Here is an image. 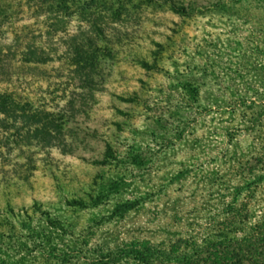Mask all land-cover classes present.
I'll return each mask as SVG.
<instances>
[{
    "label": "rangeland",
    "instance_id": "rangeland-1",
    "mask_svg": "<svg viewBox=\"0 0 264 264\" xmlns=\"http://www.w3.org/2000/svg\"><path fill=\"white\" fill-rule=\"evenodd\" d=\"M0 94L40 118L0 122V264L194 256L264 220V0H0Z\"/></svg>",
    "mask_w": 264,
    "mask_h": 264
},
{
    "label": "trees",
    "instance_id": "trees-1",
    "mask_svg": "<svg viewBox=\"0 0 264 264\" xmlns=\"http://www.w3.org/2000/svg\"><path fill=\"white\" fill-rule=\"evenodd\" d=\"M13 106L17 105L10 100L9 96L0 94V116H2L0 122H4L9 117L20 120L22 123L34 117L38 120V110L35 109L33 113H29L23 107V109L16 107L19 111L17 113ZM11 128H16L17 131L20 129L16 126L13 127V125H11ZM16 137L18 139L22 138L21 136ZM135 205V202L119 204L112 214H125L132 210ZM218 237L225 238L222 235H218ZM196 248L199 251L194 256L188 254L187 251L179 252L176 249L165 250L158 247L135 248L131 249L130 252H128V249H124L109 253L105 257V262L111 263L118 261L123 255H132L136 261L143 264L151 262L168 264H264V220L255 224L251 234L240 240L225 238V241H209L208 246H196ZM203 254L205 255L199 257Z\"/></svg>",
    "mask_w": 264,
    "mask_h": 264
}]
</instances>
